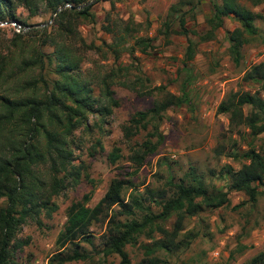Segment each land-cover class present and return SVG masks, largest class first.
<instances>
[{
    "label": "trees",
    "instance_id": "1",
    "mask_svg": "<svg viewBox=\"0 0 264 264\" xmlns=\"http://www.w3.org/2000/svg\"><path fill=\"white\" fill-rule=\"evenodd\" d=\"M17 1L29 13H36L39 5L51 13L59 6L61 9L51 17V30L46 31L45 26L32 28L39 32V44H26L16 33L15 42L19 43L14 44H20L18 56L14 57L11 52L0 56V264H17L14 253L26 242L15 236L21 225L27 220L39 225L40 216L49 217L56 210L53 197L80 181L82 165L73 162L74 149H80L83 143L81 133L89 134L93 129L101 133L104 130L106 118L118 105L112 85L142 93L143 81H147L138 72L129 77L131 66L119 64L98 77L97 93H94L95 86L91 81L78 74L83 57L79 47L85 48L84 51L100 50L92 43L86 44L77 32L79 22L94 19L91 4L86 0ZM201 1L174 0L158 24L157 34L166 42L170 35L185 38L178 70L179 75L183 74L180 94L169 92L163 85L153 87L158 97L146 109L134 111L121 125L125 140L144 132V137L128 148L127 161L131 170L127 175L134 174L146 156L155 153L162 144L163 135L159 126L165 111L187 103L185 87L191 81L187 64L194 56L197 41L211 39L213 32L222 25L223 18L234 19L237 25L227 32L226 40L228 55L237 64L241 58V48L256 34L254 20L259 15L242 0H208L209 16L205 19L208 28L198 34L187 26V20L194 19ZM247 1L252 5L264 2ZM11 3V0H0V5L8 7L0 8V19L4 15L15 19ZM138 25L131 19H107L104 29L110 34L111 41L105 44L106 48L117 54L129 39L132 40V47L140 51L151 48L153 37L135 35ZM190 35H196L197 41L191 39ZM46 45L52 47L51 52H43L41 48ZM52 61L50 70L55 78L49 80L42 71L34 73L36 68L42 70L45 62L49 65ZM242 79L258 83L264 89V61L252 65L244 72ZM8 83L14 85L13 92H7L5 86ZM216 112L227 114L231 130L246 128L249 137L247 148L239 154V158L246 162L236 169L224 165L219 172L220 177L226 180V190L207 188L201 177L190 169L186 174L188 179L166 181L167 188L171 189L169 196L163 190L145 189L147 199L160 207L158 212L153 213L148 205H143L142 194L135 190L125 200L124 189L135 187L129 178L113 177L94 205H86L91 191L69 203L63 227L55 238L58 249L49 261L62 264L90 259V255L81 250L80 243L92 244L89 226L99 219L106 218L102 255L114 253L119 256L120 264H127L124 245L134 243L140 233L149 239L153 237V232L158 235L144 246L147 254L155 250L172 253L187 247L196 234L191 230L180 232L183 218L196 215L205 208L225 206L228 203L227 191L242 192L247 202L254 203L262 192L259 186L264 183V136L260 137L257 146L253 142L259 134H264V97L257 90L229 92L218 102ZM97 148L100 149L101 144L96 137L87 148L89 155H93ZM119 150L117 146L111 148L107 154L110 163L120 158ZM83 178L91 183L86 174ZM114 206L118 208L113 210ZM135 210L142 213L140 219L121 221L117 218L118 215L133 216ZM171 215L175 219L168 230L161 223ZM147 261L155 264L159 260L149 257ZM241 264H264V252L256 253Z\"/></svg>",
    "mask_w": 264,
    "mask_h": 264
},
{
    "label": "rangeland",
    "instance_id": "2",
    "mask_svg": "<svg viewBox=\"0 0 264 264\" xmlns=\"http://www.w3.org/2000/svg\"><path fill=\"white\" fill-rule=\"evenodd\" d=\"M173 1L86 0V3L91 4L90 11L94 14V19L79 22L77 32L86 44L92 43L100 47V50L84 51L85 48L79 47L83 57L78 74L91 81L95 86L94 93H97L98 77L110 67L119 64L131 66L129 77L138 72L147 81H143L142 93L121 85H112L113 96L118 100V105L106 118L104 130L101 133L96 129L89 134L81 133L83 143L80 149H74L73 162L82 165L80 181L53 197L57 208L49 217L40 216L39 225L32 220L21 225L15 236L26 242L14 253L17 264H56L49 261V258L58 249L55 238L63 227L66 207L70 202L81 199L88 191L91 194L86 205H94L113 177L129 178L135 186L124 189L125 200L135 190L134 192L142 194L143 205H148L151 212L156 213L160 207L147 199L146 188L163 190L169 196L171 189L167 188L166 181L188 179L186 174L191 169L201 177L207 188L224 191L226 180L219 175L223 166L229 165L236 169L242 162H246L239 158V154L247 148V129L239 127L231 130L227 114L216 112L218 102L229 92L257 90L264 97V89L258 83L242 79L244 72L252 65L264 61V2L252 5L249 1L242 0L259 17L254 20L256 34L241 48L239 62L234 64L227 52L226 34L237 25L234 19L223 18L222 25L213 32V37L209 40L197 41L196 35H190L191 39L197 41V45L193 58L187 64L191 73V81L185 87L187 103L165 111L159 126L163 135L162 144L155 153L146 156L134 174L127 175L131 170L127 161L128 148L134 142H139L144 137V132L125 140L121 125L134 111L146 109L158 97L153 87L163 85L169 92L180 94L179 86L183 74L179 75L178 70L181 67L185 38L170 35L166 42L157 34L158 24ZM11 2L15 19L6 15L0 19V56L11 52L17 57L20 44L15 45L19 43L15 42V34H20L19 39L26 44L34 42L36 46L39 44V32L32 28L45 26L46 31L51 30L52 13L42 5L37 7L36 13H29L21 2ZM0 8L8 9L2 4ZM208 16L209 2L202 0L194 19L187 20V26L201 34L208 28L205 22ZM107 19H131L139 23L135 35L153 37L152 47L140 51L137 47H132V40L129 39L117 54L112 53L105 46L111 41L110 34L104 29ZM41 49L49 53L52 47L46 45ZM52 64L53 61L49 65L45 62L44 68H36L34 73L42 71L51 80L56 77L50 70ZM5 88L7 92L14 91V85L9 83ZM88 120L91 122V117ZM258 136L253 141L255 146L260 143V137L264 134ZM96 137L100 140L101 148L89 155L87 148ZM113 146L119 147L120 158L115 163H110L107 154ZM84 174L91 183L83 178ZM259 190L262 192L257 195L254 203L247 202L242 192L227 191L228 203L225 206L205 208L196 215L185 216L180 232L191 230L196 236L187 247L172 253L155 250L147 254L144 246L149 245L158 235L153 232V237L149 239L140 233L134 243L124 245L127 264H149V257L159 260L155 264H241L256 253L264 252V183L259 186ZM236 204L239 205L233 207ZM117 208L114 206L113 210ZM141 215L140 211L135 210L133 216L118 215L117 218L126 221L131 218L140 219ZM174 219L175 216L171 215L161 225L170 230ZM105 230L106 218L93 222L89 226L92 244L80 243L81 250L88 253L90 259L72 260L62 264H120L118 255L112 253L104 256L101 253Z\"/></svg>",
    "mask_w": 264,
    "mask_h": 264
},
{
    "label": "water",
    "instance_id": "3",
    "mask_svg": "<svg viewBox=\"0 0 264 264\" xmlns=\"http://www.w3.org/2000/svg\"><path fill=\"white\" fill-rule=\"evenodd\" d=\"M87 3H88V2H87ZM60 9H61V6L57 7V8L53 11L51 17H52V16H53L58 10H60Z\"/></svg>",
    "mask_w": 264,
    "mask_h": 264
}]
</instances>
